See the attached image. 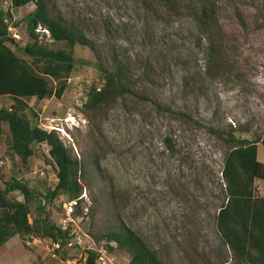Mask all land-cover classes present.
<instances>
[{"label": "rangeland", "instance_id": "374dc122", "mask_svg": "<svg viewBox=\"0 0 264 264\" xmlns=\"http://www.w3.org/2000/svg\"><path fill=\"white\" fill-rule=\"evenodd\" d=\"M46 4L89 47L72 48L73 68L59 99H22L17 114L53 133L83 167L80 202L74 206L62 195L48 201L56 184L48 147L33 145L21 164L1 123L0 189L20 181L33 197L28 223L44 218L65 235L63 244L16 235L1 246L0 264H85L88 251L94 264H128L127 252L103 238L116 225L133 232L162 264H241L221 243L215 216L226 132L257 139L256 161L264 164V0ZM33 8L0 0L12 40L6 46L26 63L15 48L30 42L23 19ZM39 33L43 46L64 48ZM115 70L123 92L83 112L87 91L100 89L103 74ZM13 103L0 98V107ZM253 187L254 197H264V181L255 179ZM6 199L22 202L17 192Z\"/></svg>", "mask_w": 264, "mask_h": 264}, {"label": "trees", "instance_id": "16d2710c", "mask_svg": "<svg viewBox=\"0 0 264 264\" xmlns=\"http://www.w3.org/2000/svg\"><path fill=\"white\" fill-rule=\"evenodd\" d=\"M163 4L174 5L180 0H159ZM12 8H20L31 3L34 8L24 17V24L29 43L15 49L29 60L26 63L11 52L6 46L12 40L7 36V28L0 12V97H10L13 104L0 109V124L7 126L10 151L24 164L33 155L32 146L44 144L48 147L47 155L56 173V184L48 193L47 200L62 195L74 206L80 202L81 178L83 167L69 156L57 137L37 127L29 125L27 120L18 115L22 99L43 100L53 96L59 99L65 89L66 80L73 68L72 48L89 47L81 34L67 28L52 17L46 0H9ZM201 16L204 17L203 13ZM42 27L49 42L63 43V49H50L38 40L36 27ZM48 81L54 82L50 88ZM100 89H89L82 106L83 112L115 97L116 92H123L119 71L105 72ZM18 105V106H17ZM182 117H186L181 115ZM211 132V131H210ZM213 134V131L211 132ZM169 139H163L164 146L172 153ZM224 141L229 148L222 161L220 187L223 193L222 203L216 210L215 229L223 246L227 247L241 264H264V199L253 195V181H264V164L256 161L257 139L245 141L226 132ZM79 173V175H78ZM17 192L22 202L8 201L9 193ZM33 199L30 191L18 180L3 183L0 189V249L10 238L16 235L47 238L53 243L63 244L65 232L47 225L44 218L31 224L27 218V203ZM103 238L125 250L129 256L128 264H162L156 253L133 232L123 225H116L103 234ZM95 254L86 253L85 264H94Z\"/></svg>", "mask_w": 264, "mask_h": 264}, {"label": "built area", "instance_id": "2783aa9c", "mask_svg": "<svg viewBox=\"0 0 264 264\" xmlns=\"http://www.w3.org/2000/svg\"><path fill=\"white\" fill-rule=\"evenodd\" d=\"M39 31H42V32H41V33H39ZM36 33H39V34H41V35H40V36H41V38H42V34H44V35H45V37H46V38H48V33H47L45 30H42V29L40 30V29H39V30H38V32H36Z\"/></svg>", "mask_w": 264, "mask_h": 264}, {"label": "crops", "instance_id": "0c3cea01", "mask_svg": "<svg viewBox=\"0 0 264 264\" xmlns=\"http://www.w3.org/2000/svg\"><path fill=\"white\" fill-rule=\"evenodd\" d=\"M1 97H2V96H1ZM1 97H0V98H1ZM4 107H6V106L2 105L0 108H4ZM0 126H1V125H0ZM261 199H264V197H262Z\"/></svg>", "mask_w": 264, "mask_h": 264}, {"label": "clouds", "instance_id": "9594fccd", "mask_svg": "<svg viewBox=\"0 0 264 264\" xmlns=\"http://www.w3.org/2000/svg\"><path fill=\"white\" fill-rule=\"evenodd\" d=\"M42 30H44V29H42Z\"/></svg>", "mask_w": 264, "mask_h": 264}]
</instances>
